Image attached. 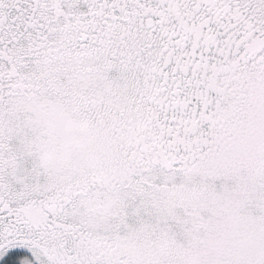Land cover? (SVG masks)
<instances>
[{
	"label": "snow or ice",
	"instance_id": "6c2138e0",
	"mask_svg": "<svg viewBox=\"0 0 264 264\" xmlns=\"http://www.w3.org/2000/svg\"><path fill=\"white\" fill-rule=\"evenodd\" d=\"M0 264H264V0H0Z\"/></svg>",
	"mask_w": 264,
	"mask_h": 264
}]
</instances>
